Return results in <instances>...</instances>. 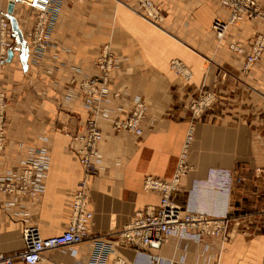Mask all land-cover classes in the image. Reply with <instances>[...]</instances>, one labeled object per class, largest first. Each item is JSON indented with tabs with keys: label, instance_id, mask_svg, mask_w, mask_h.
I'll return each instance as SVG.
<instances>
[{
	"label": "crops",
	"instance_id": "crops-1",
	"mask_svg": "<svg viewBox=\"0 0 264 264\" xmlns=\"http://www.w3.org/2000/svg\"><path fill=\"white\" fill-rule=\"evenodd\" d=\"M154 1L165 14L160 24L145 18L138 0H62L51 45L39 59L26 44L32 23L26 20L23 26L16 13L23 7H16L11 27L21 48L11 62L0 65V87L8 97V142L0 152V172L6 174L27 156L20 142L28 149L47 147L50 166L45 191L35 199L0 194L1 251H24L27 224L48 237L62 233L70 222L73 195L84 175L73 136L83 130L90 113L82 96H65L72 77L97 73L94 61L108 44L118 54L110 87L122 95L111 98L106 116L98 118L103 140L99 171L90 182L91 237L47 252L38 264H88L96 238H113L137 211L159 205L160 194L144 190V180L173 176L192 123V169L174 198L209 215L230 210L249 217L256 232L243 234V223L236 219L228 242L175 235L162 248L149 249L151 257L114 242L110 261L123 256L128 264H264V57L244 73V57L230 48L231 43L250 46L254 35L264 32V20H240L218 41L213 21L230 16L220 0ZM258 1L264 6V0ZM0 8L7 10L8 1L0 0ZM173 58L189 64L192 83L170 69ZM201 86L213 87L218 102L193 120L186 104ZM139 96L147 103L144 133L114 131L108 117L127 115ZM219 169L243 181H235L229 192L225 174H213ZM195 182L199 185L193 192ZM14 264L26 263L17 259Z\"/></svg>",
	"mask_w": 264,
	"mask_h": 264
},
{
	"label": "built area",
	"instance_id": "built-area-1",
	"mask_svg": "<svg viewBox=\"0 0 264 264\" xmlns=\"http://www.w3.org/2000/svg\"><path fill=\"white\" fill-rule=\"evenodd\" d=\"M14 6H21L33 18L31 46L37 59L41 58L51 45V35L57 21L62 0H8ZM81 1V0H71ZM143 15L149 21L160 24L165 18L164 12L154 0H138ZM223 4L231 7L229 20L215 19L212 29L219 40H223L230 24L235 23L243 16H262L264 13L256 9L252 0H223ZM11 25L7 11L0 9V65L11 62L14 58V48L10 41ZM232 49L246 55L244 68L249 69L255 64L264 52V34L259 33L254 38L249 50L238 44H231ZM118 54L106 44L96 57L94 64L97 73L84 77H72L66 98L80 95L84 99L90 116L86 120L83 130L73 136L78 142L75 149L84 169V175L78 183L73 195L72 215L67 227L60 234L43 237L37 226L27 224L23 228L24 251L19 254H10L0 250V264H14L17 259L26 264H38L46 258V253L52 250L69 248L91 237L90 227L94 218L91 209L90 182L99 171L100 144L103 132L98 124L100 116H106L105 104L111 98H117L122 92L111 89L112 72L116 67ZM171 69L177 73L184 83L193 80V71L180 58L170 61ZM196 98L187 103V108L193 120L204 117L207 110L218 101V96L211 87L201 86ZM8 97L6 91L0 87V152L8 142ZM147 115V103L142 97H135L130 112L121 118H110L114 131H126L136 135L144 133L143 122ZM195 125L189 127L178 163L170 179H162L149 175L144 180L147 191H156L160 194L159 205L149 204L136 212L135 216L122 230L116 232L111 239L96 238L93 241L92 252L88 264H128L123 256H117L112 261L109 257L114 249V239L119 238L124 246L134 248L141 255L151 257L149 249H160L175 235H192L197 238L212 236L219 238L222 243L228 242L231 234L232 221L240 219L243 223L241 232L252 235L255 224L246 216H236L230 210L220 215H209L193 208L189 204L182 205L176 201L173 194L181 188L183 179L192 169L189 163V148L194 140ZM45 138V137H44ZM21 150H27V156L21 158L19 165L9 168L6 174L0 172V194L31 201L45 191V180L50 166V155L45 146L29 148L20 142ZM214 175L225 174L227 190L230 192L235 181L242 182L241 176L231 171L215 170ZM199 183L193 184V192ZM194 230V233L191 230ZM116 236V237H115ZM113 240V241H112ZM221 249V248H220ZM219 252V248L217 249Z\"/></svg>",
	"mask_w": 264,
	"mask_h": 264
},
{
	"label": "rangeland",
	"instance_id": "rangeland-1",
	"mask_svg": "<svg viewBox=\"0 0 264 264\" xmlns=\"http://www.w3.org/2000/svg\"><path fill=\"white\" fill-rule=\"evenodd\" d=\"M8 1V0H7ZM85 0H81V1H76V2H81V3H83ZM252 1H254L255 2V5H256V9H258V11L259 12H263L264 13V6L263 5H261L260 3H259V1L258 0H252ZM11 2H9L8 1V5L10 4ZM220 3H221V5L224 7V8H226V9H229V11H230V15H231V7L230 6H227V5H224L223 4V0H220ZM16 7L17 6H14V9H13V14L15 13L14 11H16ZM20 9H22L21 7H19ZM1 9V8H0ZM1 10H3L4 11V9H1ZM5 11H7V13H8V9L7 10H5ZM17 13V15H18V17L21 19L20 21H21V23H23V26H26V23H25V21L26 22H28V24H29V22L30 23H32V21H33V18H31V16L28 14V11L26 10V9H24L23 8V10H21V11H17L16 12ZM8 16H9V14H8ZM217 18H220V17H217ZM217 18H215V19H217ZM229 18H230V16H229ZM229 18L227 19V20H229ZM220 19H222V18H220ZM243 19H262V20H264V18L261 16H255V17H253V16H251V17H247V16H243L242 18H240L238 21H240V20H243ZM9 20H10V25H11V19H10V17H9ZM222 20H224V19H222ZM226 20V21H227ZM164 21V20H163ZM215 21V20H214ZM213 21V22H214ZM238 21H236L235 23H233V24H230L229 25V28H230V26L231 25H234V24H236ZM213 25V24H212ZM229 28H228V30H229ZM213 30V29H212ZM214 32V31H213ZM259 33H263L264 34V32H257L255 35H254V37L252 38V40H251V44H250V46H248V47H245V46H243V47H245L246 48V50H249L250 49V47H251V45H252V42H253V40H254V38L257 36V34H259ZM31 34H32V31H31ZM214 34H215V32H214ZM16 33L14 32V30L12 29V27H11V36H10V41H11V43H12V46L11 47H13L14 48V56H15V51L16 50H18V49H20L21 48V45L20 44H16L17 42L15 41V38L14 37H16ZM32 36V35H31ZM31 36H30V41H27V45H28V48H29V50H32V52H33V49H32V46H31ZM215 36H216V34H215ZM217 38V37H216ZM217 40L218 41H222V40H219L218 38H217ZM231 44H233V43H231ZM231 44H230V48L232 49V47H231ZM236 44V43H235ZM239 45V44H238ZM233 51H235L234 49H232ZM236 52V51H235ZM236 53H238V52H236ZM34 54V53H33ZM238 54H240V55H242L243 57H244V61H245V58H246V55L244 54V53H238ZM263 57H264V52H263V54H262V56H261V58L255 63V64H253L249 69H245L243 66H244V63H243V66H242V71L244 72V73H248V72H250L257 64H259L261 61H262V59H263ZM180 59H182V58H180ZM172 60V59H171ZM170 60V61H171ZM183 60V59H182ZM170 61H169V67H170ZM184 61V60H183ZM185 62V61H184ZM186 63V62H185ZM188 64V63H187ZM188 66H189V64H188ZM190 67V66H189ZM191 68V67H190ZM170 69H171V67H170ZM192 69V68H191ZM172 70V69H171ZM173 71V70H172ZM193 71V70H192ZM194 73V72H193ZM177 74V73H176ZM178 75V74H177ZM179 76V75H178ZM180 77V76H179ZM181 78V77H180ZM193 78H194V75H193ZM182 79V78H181ZM184 82V81H183ZM192 82H193V80H192ZM192 82H190V83H192ZM212 89H213V87H211ZM214 90V89H213ZM214 92H215V90H214ZM216 93V92H215ZM189 102V101H188ZM187 102V103H188ZM218 102V101H217ZM216 102V103H217ZM187 105V104H186ZM186 108H187V106H186ZM187 110L189 111V109L187 108ZM147 116V115H146ZM134 134V133H133ZM139 136V135H138ZM144 187V186H143ZM144 190H145V188H144ZM124 228V227H123ZM122 228V229H123ZM121 229V230H122ZM117 232H119V231H117ZM116 234V232H114V233H112V235H115ZM116 237V236H115ZM113 241V240H112ZM114 242H116V243H118V244H121L120 243V240H119V238H117L116 237V239H114ZM113 253V252H112ZM111 253V254H112Z\"/></svg>",
	"mask_w": 264,
	"mask_h": 264
},
{
	"label": "water",
	"instance_id": "water-1",
	"mask_svg": "<svg viewBox=\"0 0 264 264\" xmlns=\"http://www.w3.org/2000/svg\"><path fill=\"white\" fill-rule=\"evenodd\" d=\"M13 9H14V4L13 3H10L8 5V14H9L10 19H11L12 14H13Z\"/></svg>",
	"mask_w": 264,
	"mask_h": 264
}]
</instances>
